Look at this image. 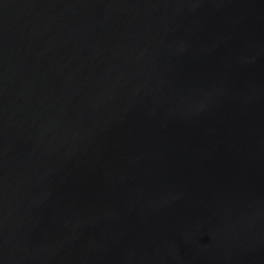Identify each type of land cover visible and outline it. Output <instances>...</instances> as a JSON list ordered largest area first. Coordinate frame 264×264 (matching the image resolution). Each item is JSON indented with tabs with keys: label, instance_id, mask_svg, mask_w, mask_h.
<instances>
[{
	"label": "water",
	"instance_id": "water-1",
	"mask_svg": "<svg viewBox=\"0 0 264 264\" xmlns=\"http://www.w3.org/2000/svg\"><path fill=\"white\" fill-rule=\"evenodd\" d=\"M0 264H264V0H0Z\"/></svg>",
	"mask_w": 264,
	"mask_h": 264
}]
</instances>
